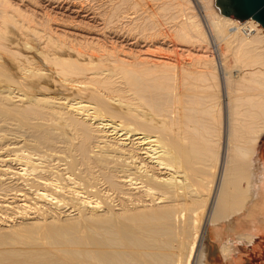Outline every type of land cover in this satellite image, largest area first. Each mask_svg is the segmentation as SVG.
I'll list each match as a JSON object with an SVG mask.
<instances>
[{
  "label": "bare ground",
  "instance_id": "6f19581e",
  "mask_svg": "<svg viewBox=\"0 0 264 264\" xmlns=\"http://www.w3.org/2000/svg\"><path fill=\"white\" fill-rule=\"evenodd\" d=\"M12 1L0 264L264 259V26L219 0H107L73 21Z\"/></svg>",
  "mask_w": 264,
  "mask_h": 264
},
{
  "label": "rangeland",
  "instance_id": "374dc122",
  "mask_svg": "<svg viewBox=\"0 0 264 264\" xmlns=\"http://www.w3.org/2000/svg\"><path fill=\"white\" fill-rule=\"evenodd\" d=\"M12 1V0H11ZM19 0H15V2L14 3H21V4H19V6L23 9V8H25V9H27L28 7V12H31L33 9H34V13L36 14L35 16H36V18L38 19V18H40L41 16H38V15H44L45 13H50V14H52V15H54V14H56L55 16H58V17H61V18H65L66 17V19L68 18L67 16L69 15V17L70 18H68V19H72V21H73V19H75V17H76V19L75 20H79L78 19V17L79 16H76V14H75V12L74 11H72L73 9L75 10V8H77V7H80V6H85V7H89V8H97V5L98 6H100L101 4H104L107 0H104V1H102V0H34V1H32V0H21V1H23V2H21V1H19ZM28 1V2H27ZM32 3H31V2ZM13 2V1H12ZM39 4H38V3ZM54 2H55V4H54ZM28 4L27 5V8H26V5H24V4ZM100 3V4H99ZM33 6H32V5ZM24 5V6H23ZM38 5H40V6H38ZM42 5V6H41ZM37 6V7H36ZM72 6V7H71ZM74 6V7H73ZM77 6V7H76ZM68 7H71V8H68ZM54 8V9H53ZM73 8V9H72ZM25 9H23L24 11H26ZM71 11H70V10ZM49 10V11H48ZM65 11V12H64ZM41 12V13H40ZM44 12V13H43ZM71 12H72V14H71ZM40 13V14H39ZM58 13V14H57ZM65 13V14H64ZM38 14V15H37ZM73 18H72V17ZM71 21V20H70ZM86 21H88V19H86ZM102 21V20H101ZM58 22V21H57ZM53 23H56V21H54ZM93 23V22H92ZM98 23H99V21H98ZM97 23V24H98ZM96 24V22H95V24L93 23L92 25L93 26H96L97 25ZM111 24V23H110ZM110 24L109 25H105L104 23L103 24H98L99 25V27L101 28V27H105V33H104V35L107 37H109V39H110V36L109 35H111L110 34V31H112V24H111V27H110ZM105 25V26H104ZM110 27V28H109ZM123 31H125V30H123ZM124 34V33H123ZM129 33H127L126 31H125V36L127 37L126 39H130V35H128ZM129 37H128V36ZM120 41V40H119ZM119 41L117 40V43H119ZM135 40H132V42H134ZM130 42H131V40H130ZM170 53V52H169ZM173 53V52H172ZM172 53H170V54H172ZM173 55H175L174 53H173ZM213 239V240H212ZM212 239H210V241H208L209 243H210V245H216V239L215 238H212ZM259 240H261V239H259ZM250 251H251V249L250 248H248ZM263 251H264V249H263ZM242 253H244V252H242ZM264 253V252H263ZM252 256L250 257V259H251V263H249V264H261L262 262H264V259H261V255L260 254H254V252L252 251ZM246 256H247V254H245ZM254 258H256V259H254ZM253 259V260H252ZM245 264H248V263H246V261H245Z\"/></svg>",
  "mask_w": 264,
  "mask_h": 264
},
{
  "label": "water",
  "instance_id": "95a60500",
  "mask_svg": "<svg viewBox=\"0 0 264 264\" xmlns=\"http://www.w3.org/2000/svg\"><path fill=\"white\" fill-rule=\"evenodd\" d=\"M228 15L246 19L254 18L264 26V0H219Z\"/></svg>",
  "mask_w": 264,
  "mask_h": 264
}]
</instances>
